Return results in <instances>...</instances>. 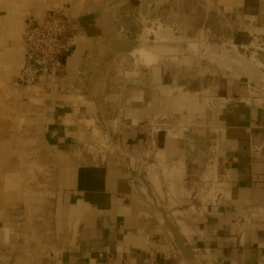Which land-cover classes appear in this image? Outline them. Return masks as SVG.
Returning a JSON list of instances; mask_svg holds the SVG:
<instances>
[{"label": "rangeland", "instance_id": "374dc122", "mask_svg": "<svg viewBox=\"0 0 264 264\" xmlns=\"http://www.w3.org/2000/svg\"><path fill=\"white\" fill-rule=\"evenodd\" d=\"M104 1L114 13L116 31L92 41L84 56L77 89L92 102L94 109L88 117L83 146L74 147V153L104 162L108 159L113 162L110 164L119 158L118 164L131 175L140 168L145 176L149 171L159 175V170L152 166L184 163L182 177L173 182L159 175L160 190L166 206L169 200H175L172 209L181 213L191 231L190 226L199 218L218 214L228 202L233 203L228 172L233 156L228 144L226 113L238 104L264 111V0ZM30 17L33 16L27 18ZM157 31L165 37L168 34L164 39L170 41L169 47L156 44ZM155 45L157 48L163 45L161 49L168 48L172 53H177V45H184L179 49H185L191 58L194 55L197 58L199 52H194L198 50L225 53L234 49L241 59L250 60V65L242 62L236 67L237 72L230 69L234 56L231 52V56L225 54L218 61L221 65L216 62L210 65L209 59L202 61L210 55L205 51L196 59L197 64L202 63L195 68L187 63V69H177L180 62L165 59L164 63L171 64L166 70L164 65L148 64L140 54L141 49H153ZM186 45H193V50ZM249 75L253 80L248 79ZM40 91L32 86L17 92L18 103L11 109L15 118H22L27 126L22 132L25 131L29 145L21 155L23 170L29 174L26 188L32 192L31 188L41 187L36 198L43 200L52 198L51 188L57 183L55 178L65 159L46 146L41 131L35 129L40 119L34 117L31 104L33 94ZM173 134L172 148L165 151L168 137ZM250 148L259 149L254 152L264 155V144L250 142ZM225 182L228 184L223 193L217 191V185ZM172 185L174 192L170 190ZM212 189L215 200L209 196ZM235 203L240 211L244 209L239 201ZM143 207L146 218L159 223L167 234L159 217L148 205ZM187 236L189 239L191 232ZM0 251L4 253L1 256H10L9 261L0 258V264H17V249L9 255L4 248Z\"/></svg>", "mask_w": 264, "mask_h": 264}, {"label": "crops", "instance_id": "0c3cea01", "mask_svg": "<svg viewBox=\"0 0 264 264\" xmlns=\"http://www.w3.org/2000/svg\"><path fill=\"white\" fill-rule=\"evenodd\" d=\"M58 9L77 18L69 36L79 41L64 60L66 71L53 78L50 88L32 93L34 117L40 119L35 129L65 159L52 198L38 200L42 188H26L29 174L21 155L29 142L22 132L26 122L11 109L18 103L13 83L23 64L26 18ZM114 22L104 0H0V248L8 255L17 249V264H264V220L234 221L243 213L237 201L264 208V155L250 148V142L264 144V111L238 104L226 113L234 204L190 226V262L174 244L175 253L163 246L170 237L146 218L119 158L110 164L75 155L94 109L77 89L84 56L92 41L116 31ZM0 258L9 261L10 256Z\"/></svg>", "mask_w": 264, "mask_h": 264}, {"label": "built area", "instance_id": "2783aa9c", "mask_svg": "<svg viewBox=\"0 0 264 264\" xmlns=\"http://www.w3.org/2000/svg\"><path fill=\"white\" fill-rule=\"evenodd\" d=\"M76 20L74 15L63 9L49 11L41 17L33 16L26 19L21 39L23 64L19 76L13 83L14 90L23 92L32 86H37L40 90L48 89L53 78L66 71L64 60L70 54L75 40V36H69V33L73 30ZM30 100L31 98L28 97L27 101ZM257 150L251 149V152ZM228 172L230 175V171ZM239 203L244 209L242 218L234 220L235 222L242 219L250 222L252 217L264 220V208L244 201ZM247 214L250 215L248 218H246ZM163 246L174 253L176 251L170 238L163 243Z\"/></svg>", "mask_w": 264, "mask_h": 264}, {"label": "bare ground", "instance_id": "6f19581e", "mask_svg": "<svg viewBox=\"0 0 264 264\" xmlns=\"http://www.w3.org/2000/svg\"><path fill=\"white\" fill-rule=\"evenodd\" d=\"M159 30H160V28H159ZM161 30H162V28H161ZM158 32L159 31H157V36H156V40L157 41H155L156 42V44L158 45V44H162V43H164V45L166 46V47H169V45L168 44H170L169 42V40H167V39H164V37L165 36H163L162 34L160 35V34H158ZM163 32H167L168 33V31H166V30H163ZM167 35L168 34H166V37L165 38H167ZM169 37V36H168ZM201 44V43H200ZM157 45H155L156 47L155 48H153V49H151V48H149V49H141L140 50V54L145 58V60H146V62L148 63V64H154L155 66H158V65H164L165 66V68H166V70H167V67H169L171 64L170 63H168L167 61L164 63V61H165V59L166 60H170L171 61V59H174L175 61L174 62H176V61H178L177 63H179L178 64V66H176L177 67V69H182V68H186V66H187V63L189 64V63H192V66H191V68H195V66L197 67V65L198 64H201L202 62L200 61L198 64H197V62H196V59L198 58V56H199V54H201V56H203V53H205V51H208L207 53L209 54L210 53V55H209V57L208 58H206L207 56H205V58H203L202 59V61H205L206 59H209L210 61L208 62L210 65H213V62H216V64L217 65H221V62H218L220 59H222V56H225V54H228L229 56H231V54H230V52L231 53H233V59L232 60H230V64L232 65H229V66H231L230 67V69H232V68H235V71L237 70L236 69V67L238 66V65H240L242 62H244V63H246V64H248V65H250V60H244V59H241V57H240V55L238 54V52H236L234 49H232V50H230V52L228 51V52H223L222 50H220V51H217V52H213V50L212 49H209V50H202V51H199L198 49V45H197V50L198 51H195L194 53H196V54H198V52H199V54H198V56H196L197 58H195V55L194 56H192V58L191 57H188V55H186L185 54V52L183 51V50H185V49H179V47H181V46H183L184 47V45H177V48H176V51H177V53H172L171 51H169L168 50V48H166L167 50H165V49H161V47L163 46H161L160 45V48L158 47L157 48ZM204 45V44H203ZM191 46H193V45H186L185 47L188 49H191V50H193V48L191 47ZM176 47V46H175ZM194 47V46H193ZM201 47V46H200ZM171 52V53H170ZM192 53H193V51H192ZM211 53L213 54H215L214 56H212L211 55ZM206 54V53H205ZM171 55H173V57L171 56ZM172 57V58H171ZM228 57V56H227ZM200 58V57H199ZM195 59V60H194ZM227 59H229V58H227ZM187 60V61H186ZM198 60V59H197ZM200 60V59H199ZM169 61V62H170ZM192 61V62H191ZM176 63V64H177ZM175 64V65H176ZM223 64H224V62H223ZM190 66V65H189ZM199 67H200V65H199ZM254 67V66H253ZM229 68V67H228ZM187 69V68H186ZM181 72V71H180ZM180 72H178V73H180ZM237 72V71H236ZM157 75H158V73H157ZM180 75V74H179ZM253 77H251L250 75L248 76V79H250V80H253L252 79ZM262 79H264V78H262ZM223 123V122H222ZM174 139H175V136H174V134L173 135H170L169 137H168V140H167V147H166V149H165V151H169L171 148H172V145H173V142H174ZM183 168H184V163H181V162H177V163H174L173 165H167V164H165V163H163L162 164V166L161 167H157V166H152V169H156V170H159V175L161 176V177H165L167 180H170L171 182H173V180L175 179V178H180V177H182V170H183ZM158 173V172H157ZM157 173L156 172H154V171H149L148 173H147V175H146V178H147V180L149 181V183L151 184V186H152V188H153V190H154V192L155 193H157V195L159 196V198L162 200V197H163V194H162V192H161V184H160V176L159 175H157ZM123 179V178H122ZM227 182H225V183H221L220 185L218 184L217 185V187H219L218 189H217V191H220L221 193H223V190L227 187ZM170 190H172L173 192H174V186L172 185L171 186V189ZM216 191V190H215ZM188 192V191H187ZM187 194H189V192L187 193ZM209 196H210V198H212V200H215V195H214V189H212L211 191H209ZM222 196V195H221ZM174 197H176V196H174ZM174 205H175V200L174 199H171V200H169V205L167 206V208L169 209V210H171L173 207H174ZM173 210V209H172ZM170 211L171 212V216H172V218L174 219V221H175V224H176V226H177V228H178V231H179V234L181 235V236H183V238H185V240H187L188 239V236H187V234L189 233L190 234V230H189V228L187 227V224L185 223V221L183 220V218L180 216L181 215V213L180 212H177V211ZM193 211H194V209H192ZM158 217H159V219H160V222H161V224H163V220H162V218L159 216V214H157V213H155ZM244 226V225H243ZM244 231V230H243ZM247 231V230H246ZM247 233H248V231H247ZM246 233V234H247ZM167 234L169 235V237H171L170 236V234H169V232L167 231ZM242 235V234H241ZM248 235V234H247ZM243 236V235H242Z\"/></svg>", "mask_w": 264, "mask_h": 264}, {"label": "water", "instance_id": "95a60500", "mask_svg": "<svg viewBox=\"0 0 264 264\" xmlns=\"http://www.w3.org/2000/svg\"><path fill=\"white\" fill-rule=\"evenodd\" d=\"M127 180L135 189L143 203L148 205L154 214L157 213L162 218V225L165 230L169 232L171 236L170 239L182 258L187 262L192 261L194 255L191 249L187 246L185 238L179 234L178 228L171 216L170 210L154 192L142 168H140L135 175L129 176Z\"/></svg>", "mask_w": 264, "mask_h": 264}]
</instances>
